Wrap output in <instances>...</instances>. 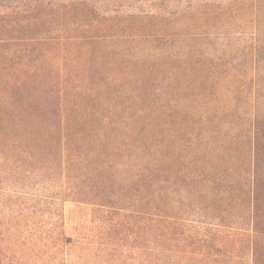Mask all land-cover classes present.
Masks as SVG:
<instances>
[{
    "label": "trees",
    "instance_id": "1",
    "mask_svg": "<svg viewBox=\"0 0 264 264\" xmlns=\"http://www.w3.org/2000/svg\"><path fill=\"white\" fill-rule=\"evenodd\" d=\"M203 1L143 0L140 54L106 66L89 62L84 77L73 74L77 95H117L128 92L132 81L142 87L158 77L166 84L163 92H179L187 61L184 15ZM31 52L0 50V189L22 188L35 176L90 207L82 264H238L246 255V264H264V113L252 118L243 151L239 133L209 145L202 127L182 138L178 124L167 128L164 144L150 149L136 140L137 129L122 132L110 122L112 107L96 115L97 129L86 124L92 114L66 107L60 93L44 91L55 107L32 110L24 87L38 80L37 68L19 63ZM195 54L194 62L211 72L220 65L216 54ZM94 73L104 80L99 86ZM167 109L175 111L176 104ZM9 229L0 221V264L12 263L4 250Z\"/></svg>",
    "mask_w": 264,
    "mask_h": 264
},
{
    "label": "rangeland",
    "instance_id": "2",
    "mask_svg": "<svg viewBox=\"0 0 264 264\" xmlns=\"http://www.w3.org/2000/svg\"><path fill=\"white\" fill-rule=\"evenodd\" d=\"M142 5L147 3L0 0V26H6L0 28V50H31L19 63L29 62L37 68L38 80L31 77L24 87L29 95L25 101L32 102V110L49 109L55 103L42 93L63 94L66 107L74 105L79 112L92 114L86 124L95 129L101 126L96 115L112 107L116 115L110 122L122 132L137 129L136 140L149 144L150 149L164 144L167 128L178 124L182 138L202 127L204 142L209 145L216 138L239 133L243 151L252 133V118L264 113V0H206L185 13L182 46L187 61L179 92L170 95L168 87L163 92L166 84L158 77L155 81L146 78L142 87L132 81L128 92L117 95L112 90L77 95L73 74L84 77L89 62L106 66L140 54L138 16ZM10 21L17 25L11 28L6 24ZM206 52L219 60L212 72L205 63L193 60L195 53ZM91 78L97 86L104 81L95 73ZM75 94L76 102L71 100ZM131 95L136 96L134 101L129 99ZM175 104V111L167 109ZM22 184V188L0 189V221L10 227L4 250L11 264H82L90 207L67 200L51 184L35 181V176ZM18 210H22L19 216ZM246 259L247 255L238 264H246Z\"/></svg>",
    "mask_w": 264,
    "mask_h": 264
}]
</instances>
